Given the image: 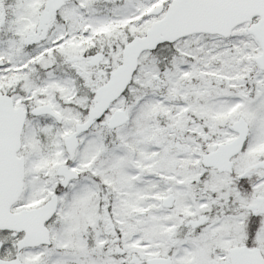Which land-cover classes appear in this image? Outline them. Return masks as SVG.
I'll use <instances>...</instances> for the list:
<instances>
[{"label":"snow or ice","instance_id":"6c2138e0","mask_svg":"<svg viewBox=\"0 0 264 264\" xmlns=\"http://www.w3.org/2000/svg\"><path fill=\"white\" fill-rule=\"evenodd\" d=\"M0 264H264V0H0Z\"/></svg>","mask_w":264,"mask_h":264}]
</instances>
